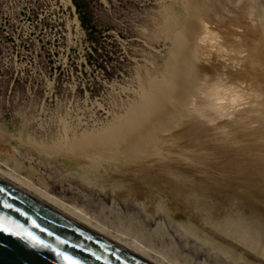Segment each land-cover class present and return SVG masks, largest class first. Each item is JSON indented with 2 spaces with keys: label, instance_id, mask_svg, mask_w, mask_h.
<instances>
[{
  "label": "rangeland",
  "instance_id": "rangeland-1",
  "mask_svg": "<svg viewBox=\"0 0 264 264\" xmlns=\"http://www.w3.org/2000/svg\"><path fill=\"white\" fill-rule=\"evenodd\" d=\"M195 1L77 0L80 13L88 20L81 25L71 0H0V166L23 177L35 189L79 208L101 227L124 234L175 264H264L262 258L229 239L217 236L214 240L210 234L216 233L202 225L194 213L189 215L188 224L179 218L182 206L174 193H253L252 182L243 179L244 158L256 160L264 155L260 143L253 147L248 138H237L240 129L230 126L224 116H217L219 122L228 121L222 134L220 129L214 132L201 126L204 132L198 139L204 140L197 148L178 136L186 126L184 118L178 116L171 127L162 128L172 117L164 99L174 65L188 48L181 31ZM225 1L229 0L208 1V15L211 18L214 12L217 16L213 20L203 17V29L215 33L217 39L199 37L197 43L204 48L194 61L197 70H214L220 64L223 79L229 82L235 72L243 71L246 52L227 54L223 47V55H227L214 58L218 54L212 49L226 40L240 42L245 24L228 25L227 18L233 16L223 9L234 6ZM218 17L223 19L220 28ZM262 68L258 67L257 74ZM244 81L235 86L238 93L264 97V82L257 81V86ZM241 101L236 110L250 105L249 99ZM245 113L241 111L240 118H247L254 128ZM233 120L235 123L236 118ZM147 124H157L164 132L156 129L148 137L147 130L141 128ZM194 124L200 126L199 122ZM129 129L135 142L142 141L143 154H148L138 165L133 161L135 156L127 158L109 148L118 130ZM253 132V138L264 144L262 132ZM125 139L120 146L130 140L127 135ZM192 153L197 164L191 163ZM155 164L175 165L177 170L158 177L153 172ZM139 168L151 179L146 172L141 175ZM155 178L160 181L156 183ZM216 184L219 190L214 189ZM172 221L185 223L199 238L210 235L212 245L230 253L233 260L207 251L191 238H180ZM160 222L163 225H158Z\"/></svg>",
  "mask_w": 264,
  "mask_h": 264
},
{
  "label": "bare ground",
  "instance_id": "bare-ground-1",
  "mask_svg": "<svg viewBox=\"0 0 264 264\" xmlns=\"http://www.w3.org/2000/svg\"><path fill=\"white\" fill-rule=\"evenodd\" d=\"M208 1H210V0H200V1L196 0L194 3V7L188 9L187 16L185 15L186 20H185V23H184V26L182 28L181 33L183 34V36L187 40L188 48H187L186 52H184L181 56H179L176 64L172 61L175 64L174 65L175 69L172 72L171 86L167 92L168 94L165 96V99H164V103L169 108L168 111H169L170 117L171 116L172 117L169 118V120L165 122V124L163 125L164 127L162 126V128H167V126H169V124L171 122L177 121L178 116L180 119L184 118L186 121L185 122L186 126L183 128V132H180L182 134L178 135V136L180 138L182 137V139H185L186 142H188V143L190 142L189 145H191V146L193 145V148H197V147H200L202 145L201 143H203V140H204V138H203V140L198 139V137H200L199 134L204 132V131H200V130H202L201 126L202 125L206 126V128L208 127V129L213 130V131L220 129V132L222 134L223 133L222 130L225 127L224 124L227 125L228 121L226 120L223 122H221V121L219 122V119H218L219 117H217V116H220L221 119L224 116V119H228L230 121V123H231L230 126H234L235 128L240 129L239 133L236 135V136H238L237 138H240L241 136H243L242 137L243 140L248 138V140H251V142L253 143V144L251 143V146H253V147H254L255 142L257 144L260 143L261 149L264 150V144L262 143L263 140H259V142H257L258 139L253 138V137H255V133L253 132L255 130H257V131L259 130L260 132H262V135L264 136V97L261 98V96L258 95L260 97L259 98L257 96V94L255 97L253 93L251 95V93L245 94V92H243L245 94L244 95L243 93L242 94L238 93V90H235V86L238 85L237 83L243 82L244 80L251 82V83H257V81H258V82H261V84H262L264 82V69L262 68V72L257 74L258 67L259 66L264 67V0H229V1H225V3L228 2V5L234 6L233 7L234 10H232L233 8L229 9L227 7L226 8L224 7L225 9H223V11L225 13L231 14L233 16V17H230V19L227 18L228 19V21H227L228 25L240 27V26H242V24H245L244 28H243L245 30V35L241 36V40L239 39L240 42L231 41V39H230V40L224 41L223 44L219 45V44H216V41H215L214 44H216L217 46L219 45V46H218V48L215 47L212 49V51L214 49H216L215 52L218 54V55H213L214 58L221 57V56L225 57L227 54H229L231 52H233L234 54H239L241 52L243 53L244 51L246 52V56H245V58H243L244 60H242V63H243L242 66H244L243 71H237L236 70L237 72H235L233 75L231 74L233 77L231 76L232 78L229 80V82H226V80L223 79L224 76H222L221 70L224 67L220 66V64H218L219 67L217 69L213 68L214 70H212L211 67L209 69L204 68V67H201L199 70L196 69V67L198 65H196V63L194 61L195 56L200 50L202 51L204 48L203 46H202L203 48H201L197 43V41H199V37L201 38L203 35L204 36L208 35L207 40H209V41H211V40L215 39V37H217V35L215 36V33L213 34V32L211 33L209 31V32L205 33L206 31H204V30H206V27H205V29H203V25H204V24H202V20H203L202 18L203 17H209V19L213 20V16H215V18L217 16L216 14H214V12H212L213 16L211 18L208 15V11H210L208 4H210V3L214 4L213 1L210 3H208ZM216 1H218V0H216ZM240 1H243L244 3L240 2ZM68 2H70V0H68ZM219 4L222 5V3H219ZM224 6H226V4H224ZM222 7H223V5L221 6V8ZM215 10L216 9H214L213 11H215ZM216 13H218V12H216ZM218 16L222 17L221 14ZM217 19H219L218 22L216 21L217 27L220 28L222 25L223 19H220L219 17ZM245 21H247V22H245ZM204 22H206V20ZM169 27H170V25H169ZM178 27H180V25ZM171 28H172V26H171ZM173 28H174V26H173ZM247 34L250 35V38L246 37ZM237 36L239 37V35H237ZM208 43H210V42H208ZM206 46H208V45H206ZM211 47L212 46H210L209 49ZM223 47L225 48V50L229 51L227 54L224 53V55H223V50H224ZM209 51H208V53H209ZM206 56H208V55H206ZM230 59H231V57H230ZM231 60H233V59H231ZM228 61L230 62L229 58H228ZM215 62H217V61H215ZM231 62H233V61H231ZM168 63L169 62H167V66H168ZM229 64H231V63H229ZM240 64H241V61H240ZM169 65H170V63H169ZM236 65H238V64H236ZM259 71H261V70H259ZM229 72H231V71H229ZM203 74L209 75L207 77V79L205 78L203 80L201 78L203 76ZM261 74H263V75H261ZM227 75H229V74H227ZM227 75L225 74V76H227ZM169 76L170 75H168L167 77H169ZM194 83H195V85H194ZM251 83H249L250 86L252 85ZM259 84L257 83V86H260ZM259 89H261V88H259ZM263 89H264V87H263ZM255 90H256V87H255ZM155 91L160 92L159 89H156ZM257 91H259V90H257ZM151 92H152V90H151ZM239 92H240V90H239ZM263 94H264V92H262V95ZM160 95H161V93H160ZM160 98H162V97L160 96ZM191 98H193V99L191 100ZM241 98L243 100H244V98H245V100L249 99L250 105H248V107L246 109H243V110L237 109L236 110V108L238 107V106L236 107V104H239V101L242 100ZM243 100L241 102H243ZM217 102H220V103H217ZM239 108H240V106H239ZM241 111L242 112L246 111L245 114L247 115L250 122L255 126L254 128H250V124L247 121V118L246 119L240 118L239 113H241ZM233 118L234 119L236 118L235 123H234ZM184 119H183V121H184ZM132 121H133V119H132ZM197 122L200 123L199 127L197 125L195 126V124H194ZM182 124H184V123H182ZM156 125L157 124H152V125L147 124L146 126L144 125L141 128H144L145 130H147L148 137H149V136H151L150 133H152V131H155L156 129H160V130L162 129V128H156ZM147 126H149V127H147ZM159 126H161V125H159ZM170 127H171V124H170ZM115 130H117V127L115 128ZM119 131L120 130L117 131L118 133H116L115 136H113V132H112V136L115 138L112 141H110L109 148L111 146L112 149L114 150L112 152L116 151L117 153H120L121 155L124 154L126 157L127 156L128 157L129 156H135V158H137V159L134 158L135 160L133 159V161L135 162L137 160L136 161L137 164L133 163V165L134 164L138 165L139 163L141 164V162L143 160L141 162H139V161L141 159H143V157L145 158L146 154H147V153L143 154L144 145H143L142 141L141 142H139V141L135 142L136 137L130 135L131 134L130 129L126 130V131H124V130H121L120 132ZM161 131L164 132V130H161ZM108 133H110V131H108ZM121 133H123V134H121ZM134 134H136V133H133L132 135H134ZM109 135H111V134H109ZM126 135L129 136L130 140L126 141V144L124 143L123 146H120L119 142L121 141L122 138H123V142H124L126 140L125 139ZM203 135H202V137H203ZM196 139L199 141L196 142ZM83 140L87 141V139H83ZM86 141L84 143L88 144ZM199 142H201V143H199ZM149 143H151V142L149 141ZM153 144L154 143H152V145ZM103 146H104V144H103ZM153 149H154V147H153ZM141 154H142V156H141ZM152 154H154V153H152ZM152 154H151V156H152ZM143 155H145V156H143ZM191 156H190L191 163L197 164L198 158L196 157V155H194L192 157ZM120 158H122V157H120ZM248 158L249 159L244 158V160H245L244 161L245 162L244 163V165H245L244 169H246V171L243 174V179L245 181L250 180L252 182V187L254 190H252V188H250V189L252 190L251 192H253V193H231V195H226L225 193H177V194L174 193V196H179L178 197V203L181 204V206H182L180 209V217L179 218L184 219L185 223L188 224L190 222V216L189 215L194 213L195 217L198 218V221H200L202 223V225L204 224L205 226L209 227V229H212L214 231V233H216V234H213V233L210 234L211 237H214L213 238L214 240L217 239V236L224 237V238L229 239V240L233 241L234 243L242 246L243 248H245L249 252L253 253L257 257H260L264 260V155L258 157L256 160H253L250 157H248ZM130 164H132V163H130ZM139 166H141V165H139ZM174 166L175 165H171V164L170 165H167V164L156 165L154 167L153 172H157V175H159L158 177L165 178L166 175H172L173 172H175L177 170V168H175ZM138 167H137V169H138ZM132 168H133V166H132ZM139 170L138 171L141 172L140 173L141 175H143L146 172L143 168H139ZM148 176L150 177L149 179H151L150 174L148 175V173H147V177ZM153 176L154 175H152V177ZM81 179H83V178H81ZM87 179H89V178H87ZM0 180L5 182L6 184L10 185L11 187L19 190L20 192L24 193L25 195L29 196L30 198L36 200L37 202L41 203L42 205L48 207L49 209L53 210L54 212L58 213L59 215L65 217L66 219L78 224L79 226L85 228L86 230L92 232L93 234L99 236L100 238L105 239L106 241L112 243L113 245L131 253L132 255H134L137 258L145 261L148 264H175L173 262L166 260L162 256L154 253L153 251L146 249L145 247L141 246L136 241H134L130 238H127L126 235L124 236V234H120V233L117 234V233H114L113 231H109V229L108 230L105 229L103 226L101 227L99 225V223L94 222L93 219L86 216V213H84L82 210H80L77 207L72 206V204L69 205L70 203L68 204V203L64 202L61 198L56 197L54 195H51L47 191H42V190L39 191V190L35 189V187H33L29 181H27L26 179H24L21 176L16 175L12 170H7V169H4L0 166ZM84 180H86V179H84ZM154 180H156V183H157L160 181V178H155ZM93 183H95V182H93ZM123 184H124V182H123ZM105 185H107V184H105ZM245 186H249V185H245ZM112 187L115 188L114 185H112ZM125 187H128V186H125ZM213 187L215 190H219V186L217 184ZM132 188H134V187H132ZM104 189H105V187H104ZM135 190H137V189H135ZM171 196L172 195H170L169 197H171ZM168 220H169V218H168ZM169 221H171V220H169ZM167 223H169V222L167 221ZM172 223H173V221H172ZM185 223L184 224L183 223H177L176 224L174 222L172 224L173 229H176V233L179 234L180 238H182V237L191 238V239L195 240L196 242H198L200 244V246L206 247L208 249L207 251H211V252H213V254H216L217 256H222L224 258L231 259L230 253L224 252L222 249L216 248L212 245L213 239L210 237V235L208 238H201V237L199 238V236L196 233H193L191 231L190 227H188ZM158 225H160V226L163 225V222H160ZM162 229H164V228H162ZM228 245L230 246V244H228ZM128 246L131 247L134 252L132 250H130V248H128ZM197 248L200 250L201 247L200 248L197 247ZM197 248H196V250H197ZM235 248H236V246H235ZM137 252L139 254H137ZM248 257H249V255H248ZM252 259H253V257H252ZM231 260H233V259H231ZM260 262L263 263L262 261H260Z\"/></svg>",
  "mask_w": 264,
  "mask_h": 264
},
{
  "label": "water",
  "instance_id": "water-1",
  "mask_svg": "<svg viewBox=\"0 0 264 264\" xmlns=\"http://www.w3.org/2000/svg\"><path fill=\"white\" fill-rule=\"evenodd\" d=\"M0 220L19 228L41 242L0 234V264H63L57 252L78 264H148L100 238L0 180ZM35 225V227H33Z\"/></svg>",
  "mask_w": 264,
  "mask_h": 264
},
{
  "label": "snow or ice",
  "instance_id": "snow-or-ice-1",
  "mask_svg": "<svg viewBox=\"0 0 264 264\" xmlns=\"http://www.w3.org/2000/svg\"><path fill=\"white\" fill-rule=\"evenodd\" d=\"M0 207H7V205H0ZM35 227V225H33ZM0 234L5 236H11L12 238H17L23 241L30 242L29 245L26 246H41V242L37 240L34 236L29 235L27 232L21 230L18 225H12L11 221L7 223L0 220ZM57 257L63 261V264H78V262L62 253L57 252Z\"/></svg>",
  "mask_w": 264,
  "mask_h": 264
},
{
  "label": "trees",
  "instance_id": "trees-1",
  "mask_svg": "<svg viewBox=\"0 0 264 264\" xmlns=\"http://www.w3.org/2000/svg\"><path fill=\"white\" fill-rule=\"evenodd\" d=\"M71 1H72V4H73L74 8L78 11L81 25H85L86 22H88V20H87V18L84 15H82L80 13V11H79V8H80L79 3L77 2V0H71Z\"/></svg>",
  "mask_w": 264,
  "mask_h": 264
}]
</instances>
